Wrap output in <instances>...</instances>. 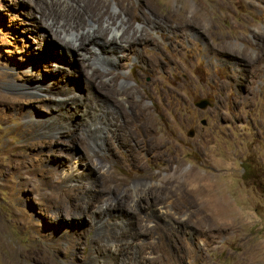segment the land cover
I'll return each instance as SVG.
<instances>
[{"label":"rangeland","instance_id":"1","mask_svg":"<svg viewBox=\"0 0 264 264\" xmlns=\"http://www.w3.org/2000/svg\"><path fill=\"white\" fill-rule=\"evenodd\" d=\"M53 3L86 5L85 37L118 15L99 34L133 38L124 66L88 63ZM125 78L148 114L126 144ZM241 162L264 171V0H0V264H264V172Z\"/></svg>","mask_w":264,"mask_h":264},{"label":"bare ground","instance_id":"2","mask_svg":"<svg viewBox=\"0 0 264 264\" xmlns=\"http://www.w3.org/2000/svg\"><path fill=\"white\" fill-rule=\"evenodd\" d=\"M67 5L65 6L63 4L53 3L52 6H51V14L55 15V19H59L61 17L67 18V22H65V25L64 26H60V28H62L63 31L62 30L61 31L63 33L68 34V35L72 34V35H74L73 37L78 38L77 39V44L74 45V49L77 50V51H80L81 49L86 48L87 45L89 47L92 46L93 49L89 48V51L93 55H91L90 52L87 53V54L86 53L82 54L84 59L88 63H91L93 57H96L98 51L103 50V53L105 54V56H107L106 61H107V67L108 68L114 67V68L118 69L120 67H123L124 63L120 64V61H123V62L127 61L128 57H129V51H131L129 48H131V46L134 45L133 38L129 35V33H126V34H123V35L121 34L120 36H117V37H114V36L111 35L112 36L111 39H108L107 36H103V35L99 34V32H101V31H103V32L108 31V32H111V33L113 31L121 32L123 30V27H125V23L121 22L119 26L117 25V20L120 17L118 15H113L112 17H110L109 18L110 23L107 25V30L99 29V31H97V29L95 28V25H93L91 27V28L94 29L93 32L90 31L87 34V36L85 37L84 35H82L80 33V31L81 30H85L84 28H82L83 17H81V12H82V10L84 9V7L86 5L84 7H82L81 5H78L77 7L76 6H69V5L67 6ZM87 7H89V6H87ZM91 21L92 20H90V22ZM61 24H62V22H61ZM108 42H110V45L108 44ZM94 48H95V50H94ZM94 54H96V55H94ZM104 75L102 76L103 79H104V77H106ZM92 77H94L95 79L93 78L94 79L93 80V79H90L88 77L89 80H91L96 87L101 89L100 88V84L98 83V77H101V76L99 74L95 73V74H93L91 76V78ZM113 79H114L115 82H117L118 78L115 77ZM121 85H122V87H125V88L127 87V88L125 90H123V91L118 92V94L116 93V96L117 97H121V101H124L127 104V108L130 110V112H132L131 114L126 113L125 110H123L125 107L123 108L122 104H120L118 106L121 109L119 111H121L122 114L126 118L125 124L118 129L119 130V134L118 135H119V137H121L122 143L126 144V143H128L126 137H127V135H130V132H129L128 128H127V125L132 123L133 121H137V120H140L142 118H144V119L148 118L146 116L148 114H146V106H144V105L140 106V104L137 105L136 103H134L133 96H132V92H133L134 89L129 87V79L125 78V81L122 82ZM61 99L63 101V105L68 104L71 101V98L69 96H67L66 98L65 97L61 98ZM86 104L84 106L86 107V112L89 111L87 116L90 119V122H98V121H100L101 129L98 127L99 129L95 128L94 131H93V135L98 137V139L100 140L99 137L100 136L102 137V134H105L104 133V129H105V131L110 132L106 122H104V121H102L100 119L101 115L105 112L106 108H105L104 105L102 106V104H96L94 106H89L88 104L87 105ZM145 124H150L151 125V121L147 119ZM102 164L100 162H98V161L96 162V164L95 163L93 164V167L87 164L86 169H87V171L89 170V172H90V170L94 171V169L100 170V167H101ZM178 173H179V171L175 170L174 175H173L174 181L178 180L177 179L178 178ZM102 176H103V179H104V176H108V173L102 174L101 178H102ZM108 180H109V178H108ZM137 197H139V196L137 195ZM130 199H131L130 193H125L123 195V198H122V204L125 205ZM140 200H141V197H139L137 202L134 204L135 208H138L140 206V204L142 203L143 200H141V201ZM58 204L59 205L57 207L54 206V209H55L54 215L62 216L64 214H70L71 213V211L66 209L63 205H61V203H58ZM71 214H73V213H71ZM98 224L100 225V223H98ZM124 264H126V263L124 262Z\"/></svg>","mask_w":264,"mask_h":264},{"label":"flooded vegetation","instance_id":"3","mask_svg":"<svg viewBox=\"0 0 264 264\" xmlns=\"http://www.w3.org/2000/svg\"><path fill=\"white\" fill-rule=\"evenodd\" d=\"M210 102H211V100H210ZM193 106H194V104H193ZM201 121H203V120H201ZM241 164L243 165V167H242L243 173H241V175H240L241 179H243L245 177L247 179L257 180V179H260L259 176L260 175L262 176V172H264L261 170V168L249 165L248 163L241 162Z\"/></svg>","mask_w":264,"mask_h":264},{"label":"water","instance_id":"4","mask_svg":"<svg viewBox=\"0 0 264 264\" xmlns=\"http://www.w3.org/2000/svg\"><path fill=\"white\" fill-rule=\"evenodd\" d=\"M194 107L200 111H204L206 109H209V108H212L213 107V103L210 102V100L208 98H202V99H199L197 100L195 103H194ZM201 124L202 125H205L206 122L205 120L201 121ZM188 137H193L194 136V132L193 130H190L187 134Z\"/></svg>","mask_w":264,"mask_h":264}]
</instances>
